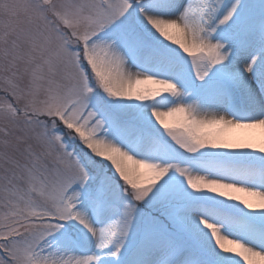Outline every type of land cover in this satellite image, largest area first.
<instances>
[{"label":"snow or ice","instance_id":"obj_1","mask_svg":"<svg viewBox=\"0 0 264 264\" xmlns=\"http://www.w3.org/2000/svg\"><path fill=\"white\" fill-rule=\"evenodd\" d=\"M0 264H264V0H0Z\"/></svg>","mask_w":264,"mask_h":264}]
</instances>
